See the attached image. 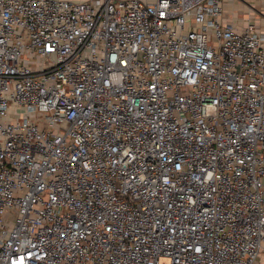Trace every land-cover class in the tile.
Here are the masks:
<instances>
[{"label": "built area", "instance_id": "2783aa9c", "mask_svg": "<svg viewBox=\"0 0 264 264\" xmlns=\"http://www.w3.org/2000/svg\"><path fill=\"white\" fill-rule=\"evenodd\" d=\"M224 2L0 0V264L257 263L264 32Z\"/></svg>", "mask_w": 264, "mask_h": 264}, {"label": "crops", "instance_id": "0c3cea01", "mask_svg": "<svg viewBox=\"0 0 264 264\" xmlns=\"http://www.w3.org/2000/svg\"><path fill=\"white\" fill-rule=\"evenodd\" d=\"M249 1H257L259 4L261 11L264 13V0H249ZM247 0H225L224 2V13L223 20L224 22L233 25L234 27H241L247 19L252 20L260 30L264 32V18L263 14L260 18L254 17L250 7L247 5ZM250 5V4H249Z\"/></svg>", "mask_w": 264, "mask_h": 264}, {"label": "rangeland", "instance_id": "374dc122", "mask_svg": "<svg viewBox=\"0 0 264 264\" xmlns=\"http://www.w3.org/2000/svg\"><path fill=\"white\" fill-rule=\"evenodd\" d=\"M247 5L250 7V10L252 11V14L254 17H261L262 14H263V18H264V13L260 12V14H258L257 10L258 11H261V8L259 6V4L257 3V1H249L247 0ZM250 4V5H249ZM161 259H164V258H161ZM257 263L256 264H264V253L257 259L256 261Z\"/></svg>", "mask_w": 264, "mask_h": 264}]
</instances>
